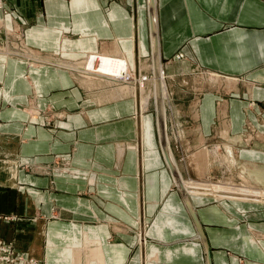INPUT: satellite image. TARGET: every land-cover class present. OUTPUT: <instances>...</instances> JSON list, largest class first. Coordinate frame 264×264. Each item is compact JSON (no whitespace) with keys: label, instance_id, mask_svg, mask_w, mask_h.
<instances>
[{"label":"crops","instance_id":"obj_1","mask_svg":"<svg viewBox=\"0 0 264 264\" xmlns=\"http://www.w3.org/2000/svg\"><path fill=\"white\" fill-rule=\"evenodd\" d=\"M135 3L0 0V239L27 264H264V0H155L185 193L144 122L155 92H87L58 64L124 56L148 77V3ZM201 73L218 80L202 90ZM236 167L240 184L206 178Z\"/></svg>","mask_w":264,"mask_h":264},{"label":"bare ground","instance_id":"obj_2","mask_svg":"<svg viewBox=\"0 0 264 264\" xmlns=\"http://www.w3.org/2000/svg\"><path fill=\"white\" fill-rule=\"evenodd\" d=\"M147 3H148L150 30H151V38H152V57H153L154 78L152 76H150V78H148V77L145 78L141 74L139 79L135 80V75H136L135 71L129 66V63L124 56L123 57L107 56V55L96 56V58L99 59V67L97 69H95L94 71L99 73V77H101L104 82H105V80L106 81L110 80V82L114 83L112 86V87H114V89L112 88L113 91L110 89L111 93H113V94L114 93H120L123 95V94L130 93V91H133V93H134L135 90L141 91L142 87H145V88H147V91L144 88V94L146 95V98H148V96H151L152 94L154 95V92H155V98H156L155 107H156V111H157V127H158L161 147L163 149L164 156L166 158L168 165L173 166L170 168L173 172L174 178L177 182L179 189L183 193H185L184 187L181 185L180 177H179V174L177 172L175 163L172 159V156L170 155V152L167 149L166 131H165L166 114L164 113L165 108H164L163 102L165 101L164 98H165V96H167L168 91H167L166 82L163 78V71L160 74V64H159L160 59L158 57L157 50H156L155 1L154 0H147ZM181 56L182 55L180 53L178 55H176L177 58L181 57ZM86 60L87 61H85V63L87 62V64H88V65L86 64L87 69L88 70L94 69L93 68V61L95 60L94 53H91L90 57L88 59L86 58ZM87 69H86V71H87ZM104 78H106V79H104ZM160 79H161V81H160ZM148 82H150L151 84ZM145 91L147 93H145ZM142 101H141V103H142ZM14 253L17 256H19L17 254L15 248H14ZM18 261H21V259H19ZM18 261H17V263H18ZM10 264H12V263H10Z\"/></svg>","mask_w":264,"mask_h":264},{"label":"rangeland","instance_id":"obj_3","mask_svg":"<svg viewBox=\"0 0 264 264\" xmlns=\"http://www.w3.org/2000/svg\"><path fill=\"white\" fill-rule=\"evenodd\" d=\"M10 30H11L10 28L7 29V27H6V32H10ZM5 44H6V46H5ZM7 46H8V48H7ZM17 48H18V46H17ZM1 49L4 50V51H6V52H9V51L12 52V50L10 49L9 45L6 42H4L3 44H0V50ZM23 50H26L27 51V46H25L24 44H21V48L19 49V51H21L23 53ZM13 51H15V50H13ZM90 55L91 54L86 55V56H84V58L79 59L78 61H74L73 60V61H71L72 64H70V62H65L64 64L63 63H58V64L61 65L64 69H67L69 72L74 73L75 75L80 74L79 80L84 84L87 92L97 91V88H99V87H101V88L105 87V88H108L109 89L108 84L105 83L101 77H99V73H97L96 71H94L95 69H97L99 67V59H97L96 56H101V55L94 53V55H95V60L93 61V68L94 69H92V70L89 69L88 70L87 69V65L88 64H87V62L85 63V61H87L86 58L88 59L90 57ZM21 56H22V59H25L26 63L34 64L38 68L44 67V66L48 65V63H49V62L45 63L46 60L44 58H37L36 59L37 61H31V60L28 59V56L27 55H26V57H24L23 54ZM178 58H180V57H178ZM53 64H55V63H53ZM58 64H56V65H58ZM159 64H160V74L163 71V78H164L165 82H167L168 75L166 73L165 68H163V66H162L163 63L161 64V62H159ZM86 69H87V71H86ZM137 72H135V74H136L135 75V80H138L139 77L141 76V73L140 72L137 73ZM144 74H147L148 78H150L149 76H152L154 78V70H153V68L152 67L149 68V70L147 71V73H144ZM201 75L204 77V79H208L204 83L205 85L206 84L207 85L204 86V87H202V90L207 89V87L209 86V82H211V81L214 82L215 80H218L217 77H215L214 75L209 74V73L208 74L207 73H201ZM104 79H106V78H104ZM160 81H161V79H160ZM169 82H171V81H169ZM202 83H203V81H202ZM144 88L145 87H142L141 92H138V96H139L138 103H140V93H141V97L144 94ZM171 89L175 91V96H176V94H177L176 90H179V89H177L176 87L175 88H171ZM182 89L183 90H187L186 87L181 88V90ZM145 90L147 91V88H145ZM197 90H198L197 91V93H198V92H200L201 89H197ZM146 91H145V93H147ZM181 93H183V91H181ZM153 98H151L150 101H149V104H148V107H147V112H145V116H144V122L145 121L149 122V127L150 128H154V131L153 132H154L155 137H156V130L155 129L158 130V128H157V111H156V107H155V105H156L155 95L153 96ZM184 100H185V105L187 106V102H189L188 99H183V100H180V101L182 102ZM171 102L172 101H170V103ZM154 103H155V105H154ZM164 104H165V107H166V115L167 116H170L169 117L170 120L169 121L166 120V122H167V126H168V132H169V135H170V139L173 141V136L174 135H171V132L173 134L175 132H174V128H173L174 127L173 126L174 122H173V120L171 118V112H170L171 109L169 108L170 105L169 104L167 105L166 100H165V103ZM139 111H140V109H139ZM143 113L144 112L142 111L141 114H143ZM180 121L183 123L182 119ZM158 135H159V132H158ZM159 140H160V138H159ZM173 142H175L177 145L179 144V142L177 140H174ZM174 155L176 157V160H177V163H178V167H179L181 173L184 175V177L185 176L186 177L187 176H190V177L194 178L195 175H196L194 167L193 166H186L185 163H184V161L181 159V158H183V156H182L183 155V152H181L179 150L176 153L174 152ZM251 169H253V168H251ZM238 171H240V168L239 167L231 168V172L230 173L227 172V170H225V169H224V173H223V171L220 168H218V169L217 168H214V169L210 170L209 176L206 177V178H210V177L211 178H214L213 180L209 179L210 181H214V182H218V181H216L218 179H220V180L223 179V181H219V182H224L226 180H231L235 184H240L241 183V178L239 177V175L237 176V172ZM255 174H258V173L255 172ZM196 176H199V175H196ZM215 177H217V178H215ZM18 255L21 258V261H18V263L27 264V261L30 260V259L24 258L20 254H18Z\"/></svg>","mask_w":264,"mask_h":264},{"label":"built area","instance_id":"obj_4","mask_svg":"<svg viewBox=\"0 0 264 264\" xmlns=\"http://www.w3.org/2000/svg\"><path fill=\"white\" fill-rule=\"evenodd\" d=\"M21 259L14 253V247L11 243L0 239V264H16Z\"/></svg>","mask_w":264,"mask_h":264},{"label":"water","instance_id":"obj_5","mask_svg":"<svg viewBox=\"0 0 264 264\" xmlns=\"http://www.w3.org/2000/svg\"><path fill=\"white\" fill-rule=\"evenodd\" d=\"M136 3H135V0H134V5H135ZM170 167H173V166H170Z\"/></svg>","mask_w":264,"mask_h":264}]
</instances>
